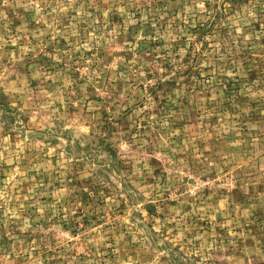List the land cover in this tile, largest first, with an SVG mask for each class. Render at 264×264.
<instances>
[{
    "label": "rangeland",
    "instance_id": "374dc122",
    "mask_svg": "<svg viewBox=\"0 0 264 264\" xmlns=\"http://www.w3.org/2000/svg\"><path fill=\"white\" fill-rule=\"evenodd\" d=\"M0 264H264V0H0Z\"/></svg>",
    "mask_w": 264,
    "mask_h": 264
}]
</instances>
